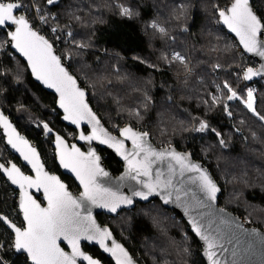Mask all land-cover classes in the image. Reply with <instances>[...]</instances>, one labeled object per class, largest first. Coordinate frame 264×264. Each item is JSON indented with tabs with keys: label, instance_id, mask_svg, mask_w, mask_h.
Returning <instances> with one entry per match:
<instances>
[{
	"label": "trees",
	"instance_id": "obj_1",
	"mask_svg": "<svg viewBox=\"0 0 264 264\" xmlns=\"http://www.w3.org/2000/svg\"><path fill=\"white\" fill-rule=\"evenodd\" d=\"M233 1L55 0L49 4L19 0L24 6L38 7L48 27L58 26L64 36L71 33L69 40L57 45L58 50L89 89L91 103L107 127L118 133L132 125L149 132L158 145L191 152L218 179L220 205L264 229V120L260 119L264 117V83L249 84L244 79L250 67L248 56L219 22L218 9L228 8ZM121 5L131 10V17L120 14ZM253 5L264 21V0H253ZM29 18L37 28L33 17ZM153 23L165 32L153 28ZM177 53L185 58L187 68L172 59ZM225 83L236 92L232 100L227 98L231 93ZM249 92L252 109L247 107ZM213 96L219 97L218 102L213 103ZM0 108L37 144L50 170L79 193L76 182L61 172L54 138L44 125L70 142L76 140L77 132L62 122L56 96L35 82L2 29ZM202 121L208 127L198 131ZM100 151L112 172L121 173L122 163L106 150ZM11 160L22 165L0 130V162ZM17 199V191L0 170V215L23 226ZM98 217L141 264H206L187 222L158 199L138 203L116 217ZM13 240V233L0 222V244L4 245L0 259L29 264L24 255L13 251ZM85 247L114 264L98 248Z\"/></svg>",
	"mask_w": 264,
	"mask_h": 264
},
{
	"label": "snow or ice",
	"instance_id": "obj_2",
	"mask_svg": "<svg viewBox=\"0 0 264 264\" xmlns=\"http://www.w3.org/2000/svg\"><path fill=\"white\" fill-rule=\"evenodd\" d=\"M47 2L53 4L55 0H47ZM22 7L24 5L19 0H12V2L0 0V28L8 25L15 26L14 31L7 33L10 37L9 43L27 59L33 75L48 87L55 88L60 94V107L66 113L64 119L70 120L76 125H79L80 121L85 119L89 123H93L92 134L88 136L81 134L79 139L99 140L102 144L114 147L128 162L129 171H136L137 175L143 174L151 177L152 158L161 159L165 155L171 156L172 160L179 166L180 175H183L185 171L198 172L199 176L194 179L199 181L201 190L207 194L209 199H215L218 191L216 184L199 165L192 163L187 156L175 152H155L145 146L143 138L147 136V133H138L131 128H125L120 133L121 136L132 141L134 151L127 153L124 151L122 140L109 136L102 128H99V121L96 120L85 103L84 91L76 86L74 77L69 75L62 66L60 57L53 52L52 45L32 29L29 21L24 16L14 14ZM119 7L121 15L132 16L129 8L122 5ZM218 14L223 23L239 37L240 43L246 51L256 52L258 55L264 56V41L258 39V36L264 35V24L253 11L250 0H234L230 7L218 9ZM41 19L44 18L41 17ZM151 26L158 28L155 23ZM52 31L55 32L56 29L53 28ZM158 31L164 33L165 29L158 28ZM172 59L184 64L187 68L185 58L179 53L175 54ZM257 74L249 68L244 73V79H250ZM224 88H227L231 93L227 97L228 100L236 97V92L227 83L224 84ZM248 97L247 107L252 109L251 92L248 93ZM218 100L219 97H212L213 103L218 102ZM260 119L264 120V117H260ZM0 125L8 133V143L20 152L23 159L31 165L36 173L35 178H32L24 175L15 164H12L10 168L0 164V170L7 174L13 184L19 185L22 193L20 209L25 221L24 226L22 228L17 227L7 217L0 216V222L7 224L14 232L12 247L17 252L27 253V257L32 261V264H77L78 258L87 261V264H99L97 260L81 250L80 244L83 239L98 243L105 252H109L115 257L116 264H133L131 257L120 244L112 241V246H108L106 241L111 238V233L107 229H101L96 225L91 217L90 209L87 207L86 202H90L93 205L108 208L110 211L115 212L120 204L132 203L130 197L118 195L116 192L102 188L97 183V176H107V173L100 167L99 157L96 156L95 152L90 151L85 155L74 145L69 151L64 140L59 136L56 137L60 164L75 173L83 186L82 199L77 200L57 177L50 176L44 171V166L40 163L36 149L15 133V129L12 128L2 114H0ZM207 127L208 125L202 121L198 131H203ZM44 128L51 132L47 124L44 125ZM141 153L144 154L143 158L136 159ZM169 169L170 175L166 179L162 180L161 176L163 174L158 172L155 182L144 183L147 192H134L133 195L147 199L148 195L156 192L157 189L167 190L174 187L172 176L175 174V167L169 164ZM31 188L38 191L43 189L47 207H41L29 194L28 189ZM167 194L171 196L172 193L168 192ZM176 199H180L179 190H177ZM167 202L168 200L165 199V203ZM82 208L85 212H88V215H81ZM223 223L225 231L218 229L215 234H212L202 232V225L195 220L192 222L195 232L207 244V255L211 264H219V261L215 259V249L228 250L225 244L233 242L238 245L241 244V239L227 230V222ZM62 242L67 243L70 253L61 247ZM3 247L4 245L0 244V248ZM245 248L246 244L241 245L240 248L234 247L229 251L233 257H236ZM0 264H4L2 259H0ZM231 264H237V261L234 259Z\"/></svg>",
	"mask_w": 264,
	"mask_h": 264
},
{
	"label": "water",
	"instance_id": "obj_3",
	"mask_svg": "<svg viewBox=\"0 0 264 264\" xmlns=\"http://www.w3.org/2000/svg\"><path fill=\"white\" fill-rule=\"evenodd\" d=\"M234 2V1H233ZM232 2V3H233ZM231 3V4H232ZM250 5L253 9V11L256 13L258 18L261 20L262 24H264V21L262 20L259 12L255 9L253 5V0H250ZM231 6V5H230ZM229 6V7H230ZM20 10V9H19ZM18 10V11H19ZM18 11L14 12L15 15H19ZM22 15V14H21ZM24 16L30 23V19ZM219 22L222 25L223 28H225L230 35H232L241 46V49L244 51V53L252 58H255L259 62L258 68L251 67V69L254 72H257V75L252 76L250 79H246L247 83L252 84L253 82L257 80H261L264 78V56L258 55L256 52H248L244 49L243 45L240 43L239 37L236 36L234 32H232L227 25H225L222 21V19L219 17ZM2 30H6L7 33L10 31L15 30V26L8 25L7 27L0 28ZM33 29V28H32ZM36 31L35 29H33ZM38 35L44 37L53 47V52L61 59V64L65 68V70L69 73V75L73 76L76 80V86L80 88L82 91H84L85 96L84 100L87 104L88 108L91 110V113L95 116L96 120L99 121V128H102L109 136L114 137L117 140H122L124 142V151L127 153H131L134 151L133 144L130 139H126L124 136H121V131L125 128H131L133 131L138 133H147V136H145L143 139L145 141V146L148 148H151L155 152H175L184 156H187L188 159L197 165L200 166V168L205 171L213 180V182L216 184L218 191L216 192L215 199H209L207 194L203 192L199 186V181L195 180V177L199 176L198 172H189L185 171L183 175H180L179 173V166L176 165L175 161L172 160L171 156L165 155L164 158L156 159L153 157V163L151 165V177L144 176L143 174L137 175L136 171H129L128 162L124 159L122 155H120L114 147H109L108 144H102L99 140H81L79 139L80 135L83 134L85 136L92 134L93 129V123H89L86 119L81 120L79 125L73 124L70 120H65L64 116L66 113L64 112V109L60 107V94L55 90V88H50L46 84H44L41 80H38L35 75H33L32 70L28 64V61L25 57H23L10 43V47L13 50L14 53H16L19 57H21L25 63L27 64L29 71L38 84H40L45 90L53 93L57 98V108L62 114L61 120L64 124H66L69 127H72L77 131V137L76 140L73 142H70L63 134H60L57 131H51L50 134L54 137L52 145L55 149L57 164L59 165L61 171L63 174L71 177L75 180L76 184L78 185L80 192L75 193L70 185L61 177L58 173H53L49 169V167L46 165L44 158L42 156V153L40 152L38 146L27 136L26 133H23L16 125L14 119L5 112V110L0 109V114H2L8 121V123L12 126L13 129H15V133L19 136L25 139L29 145L34 147L39 155L40 163L44 166V171L48 173L50 176L57 177L61 183H63L66 187V189L72 194L74 198L77 200L82 199L81 193L83 192V186L80 184V181L77 179L75 173H73L70 169L64 168L60 164L59 160V149L57 148L56 144V137H61L65 145L67 146V149L70 151L72 149V146L74 145L76 148L80 150V152L87 155L90 151H94L96 156L99 157V164L100 167L104 170V172L107 173V176L99 175L97 176L96 180L97 183L102 187L109 189L110 191L116 192L118 195L130 197L132 199L131 204H120V206L116 209L115 212L110 211L108 208L100 207L98 205H93L90 202L87 203V207L90 209V214L92 219L95 221L96 225L100 227L101 229H107L111 233V238L106 241L109 247L112 246V241H115L116 243L120 244L125 251L128 253L129 257H131L133 264H141L135 257L132 255L130 250L124 245L114 234L112 228L104 224L98 217L99 214H106L110 217H116L118 216L122 211L124 210H131L136 207L138 203H149L155 199H158L161 201L163 206L167 209L174 210L178 215H180L189 225L191 232L193 235L198 239V241L201 244L202 252L201 255L203 259L205 260L206 264H211V261L208 259L207 255V244L206 242L201 239V236L198 235L195 230L193 229L192 222L195 220L198 224L202 225L201 231L202 232H208L215 234L216 231L219 229L221 231H225L224 223L227 222L228 224V231H230L233 235L241 239V244H235V242L230 244H225L226 249L228 250H221L219 248L215 249L216 256L215 259L219 261V264H231V262L235 259L237 261V264H264V229L253 226L249 224L244 217L241 215H238L229 209L223 207L220 205V197L222 195V187L218 181V179L214 176L212 170L204 163V161L200 159H196L191 152L181 150L176 145H170V146H164V145H158L155 143V141L152 139L151 134L147 131H144L142 129H138L133 127L132 125H126L122 129L119 130L118 133H115L110 128H108L102 117L96 112L94 109L91 100H90V91L87 87H85L79 78L71 71V68L69 64L63 60L60 52L57 50V48L53 45L51 41L42 34H40L38 31H36ZM8 39L10 41V37L8 36ZM258 39L261 41H264V35L258 36ZM0 130L5 138V143L7 148L13 153L14 156H16L19 161L22 163L19 164L18 162L11 160L8 164L4 162H0V164H3L6 168H10L12 164H15L20 171L27 176H31L32 178H35L36 173L32 169L31 165L28 164L27 161L23 159L20 152H18L15 148L12 147L11 144L8 143V133L5 130V128L0 125ZM100 149L106 150L111 154L112 156L116 157L123 165V170L119 174H114L112 170L108 167L107 163L104 160V157L102 156V153L100 152ZM143 153H141L140 156L136 157V159L140 160L143 158ZM131 158V157H130ZM169 164H172L175 167V174L172 176L173 185L174 187L169 188L167 190L164 189H157L156 192L151 193L148 195L147 199L142 198L141 196H135L133 195L134 192H147V188L144 187V183L147 182H155L156 180V174L162 173L161 179H166L170 175V169ZM24 166L27 167L30 172L27 173L24 171ZM4 177L7 179V181L10 183L11 187L18 191L19 197H18V208L19 211L22 214L23 223L25 224L23 213L20 209V202H21V189L19 185L13 184L11 180L8 178L7 174L1 170ZM177 190H179V196L180 199L177 200ZM29 194L41 205V207H47V201L44 197L43 189H40L39 191L35 188L28 189ZM168 192H171V196H168ZM38 196H41V199L38 198ZM165 199L168 200L167 203H165ZM202 202V203H201ZM81 215H88V212H85L84 209H81ZM3 217H7L5 215H0ZM11 223L15 224L17 227H23L18 225L17 223L13 222L11 219L7 217ZM5 224V223H4ZM5 226L13 233V230L5 224ZM14 241V240H13ZM224 243V241H222ZM246 244V248L243 252L238 253L236 257H233L231 255V252L229 250L233 249L234 247L240 248L241 245ZM85 245H89L91 247L98 248L103 254H105L109 259H111L114 264H116V259L111 255L109 252H105L103 248L100 247L98 243L95 241H89V240H81V250L87 254L90 255L93 259L97 260L99 264H105L100 258L94 257L90 252L86 251ZM61 247L66 251L70 253V248L68 247L66 242L61 243ZM14 252L18 255H26L25 252H17L13 248ZM29 264H32V261L28 258ZM77 264H87V261H83L82 259H77Z\"/></svg>",
	"mask_w": 264,
	"mask_h": 264
},
{
	"label": "built area",
	"instance_id": "obj_4",
	"mask_svg": "<svg viewBox=\"0 0 264 264\" xmlns=\"http://www.w3.org/2000/svg\"><path fill=\"white\" fill-rule=\"evenodd\" d=\"M4 2H12V0H4ZM22 12L24 14L31 15L33 17L36 25L39 26L38 29L41 30L42 32H44L50 38V40L52 42H54L55 44L60 46V45L64 44L67 40L70 39V35H69L70 32H67V34L65 35L66 37H65L60 32V29L58 28V26H56V25H53L51 27L46 26L45 23H44L45 20L41 19V17L44 18V16L41 14V12L39 11L38 7H31V6L25 5L23 7V9H22ZM53 28L56 29L55 32L52 31ZM64 37H65V39H64ZM248 64H250V67H248L247 70L249 68H251V67L258 68V66H259V62L255 58H252V57H249V56H248ZM260 82L264 83V78L261 79V80H257V81H255L253 83L258 84ZM252 90L254 92H256L255 87H253ZM6 264H9V263H6Z\"/></svg>",
	"mask_w": 264,
	"mask_h": 264
},
{
	"label": "bare ground",
	"instance_id": "obj_5",
	"mask_svg": "<svg viewBox=\"0 0 264 264\" xmlns=\"http://www.w3.org/2000/svg\"><path fill=\"white\" fill-rule=\"evenodd\" d=\"M22 9H23V7L18 11V14L19 15H25V16H27L28 18H29V15H27V14H24L23 12H22ZM30 19V18H29ZM30 21H31V19H30ZM44 23H45V25L47 26V24H46V22L44 21ZM31 25H32V28L33 29H35L36 31H38L40 34H42L43 36H45V37H47L48 39H49V41H51L50 40V38L44 33V32H42L41 30H39L38 28H39V26L37 25V28L36 27H34V24L32 23V21H31ZM6 31V30H5ZM7 32V31H6ZM52 42V41H51ZM53 43V45L57 48V50H58V47H57V44H55L54 42H52ZM9 45H10V43H9ZM13 51V50H12ZM59 51V50H58ZM14 53V52H13ZM16 54V53H15ZM64 60V59H63ZM65 61V60H64ZM68 63V62H67ZM1 109V108H0ZM109 128V127H108ZM139 129V128H138ZM77 132V131H76ZM119 132V131H118ZM61 134V133H60ZM71 137H74V135H72ZM54 138V137H53ZM34 142V141H33ZM35 143V142H34ZM36 144V143H35ZM37 145V144H36ZM101 152V151H100ZM13 154V153H12ZM43 156V155H42ZM103 156V155H102ZM15 161V160H14ZM45 161V160H44ZM9 163V162H8ZM8 163H6V164H8ZM19 163V162H18ZM46 163V162H45ZM20 164V163H19ZM47 165V164H46ZM25 167V166H24ZM24 169V168H23ZM50 169V168H49ZM61 170V169H60ZM25 171V170H24ZM30 171V170H29ZM26 172V171H25ZM52 172V171H51ZM62 172V171H61ZM28 173V172H27ZM53 173H55V172H53ZM63 173V172H62ZM59 174V173H58ZM61 175V174H60ZM65 175V174H64ZM67 176V175H66ZM62 177V176H61ZM69 177V176H68ZM71 178V177H70ZM74 180V179H73ZM75 181V180H74ZM67 182V181H66ZM68 183V182H67ZM17 193H18V191H17ZM76 193V192H75ZM18 197H19V193H18ZM38 198L39 199H41V196L39 197L38 196ZM17 201H18V199H17ZM18 205V204H17ZM19 209V208H18ZM19 214L22 216V214H21V212L19 211ZM2 215H4V214H2ZM6 216V215H5ZM8 217V216H7ZM9 218V217H8ZM9 219H11V218H9ZM12 220V219H11ZM13 221V220H12ZM14 222V221H13ZM16 223V222H15ZM23 225H24V223H23ZM89 246V245H88ZM91 247V246H90ZM14 251V250H13ZM87 251V250H86ZM89 252V251H88ZM92 254V253H91ZM103 254V253H102ZM16 255H18V254H16ZM93 255V254H92ZM105 255V254H104ZM94 256V255H93ZM106 256V255H105ZM94 257H96V256H94ZM24 258L25 259H27L28 260V257L26 256V255H24ZM99 258V257H98ZM108 258V257H107ZM101 259V258H100ZM109 259V258H108ZM136 259V258H135ZM4 260V263L6 264V263H9V264H11L10 262H8V261H6L5 259H3ZM102 260V259H101ZM103 261V260H102ZM28 262H29V260H28ZM104 262V261H103ZM113 262V261H112ZM105 263V262H104ZM114 263V262H113ZM106 264V263H105Z\"/></svg>",
	"mask_w": 264,
	"mask_h": 264
},
{
	"label": "flooded vegetation",
	"instance_id": "obj_6",
	"mask_svg": "<svg viewBox=\"0 0 264 264\" xmlns=\"http://www.w3.org/2000/svg\"><path fill=\"white\" fill-rule=\"evenodd\" d=\"M29 172V171H28ZM40 197V196H39ZM86 248V247H85ZM90 253H92L93 255H94V253L93 252H91V251H89ZM94 256H96V255H94ZM97 257V256H96ZM106 258H107V256H106ZM108 259V258H107ZM110 261H112L111 259H109ZM107 264V263H106Z\"/></svg>",
	"mask_w": 264,
	"mask_h": 264
},
{
	"label": "rangeland",
	"instance_id": "obj_7",
	"mask_svg": "<svg viewBox=\"0 0 264 264\" xmlns=\"http://www.w3.org/2000/svg\"><path fill=\"white\" fill-rule=\"evenodd\" d=\"M53 146V145H52ZM247 221V220H246ZM248 222V221H247ZM249 223V222H248Z\"/></svg>",
	"mask_w": 264,
	"mask_h": 264
}]
</instances>
